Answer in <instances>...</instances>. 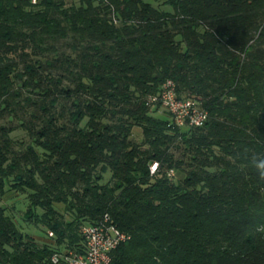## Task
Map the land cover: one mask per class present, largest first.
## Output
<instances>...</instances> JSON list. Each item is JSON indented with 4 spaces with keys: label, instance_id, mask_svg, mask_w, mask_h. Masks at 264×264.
Masks as SVG:
<instances>
[{
    "label": "trees",
    "instance_id": "trees-1",
    "mask_svg": "<svg viewBox=\"0 0 264 264\" xmlns=\"http://www.w3.org/2000/svg\"><path fill=\"white\" fill-rule=\"evenodd\" d=\"M166 80L201 103L204 126L151 114ZM257 155L264 0H0V195L26 193L25 218L55 234L38 244L0 203V264H53L104 215L130 236L111 264H264Z\"/></svg>",
    "mask_w": 264,
    "mask_h": 264
},
{
    "label": "built area",
    "instance_id": "built-area-1",
    "mask_svg": "<svg viewBox=\"0 0 264 264\" xmlns=\"http://www.w3.org/2000/svg\"><path fill=\"white\" fill-rule=\"evenodd\" d=\"M33 4L36 0H31ZM150 107H161L169 115L173 125L182 130L202 127L209 119L208 112L201 103L192 97L180 96L175 83L166 80L160 89L147 100ZM158 163L150 166L151 174L155 173ZM168 176L172 179L174 171ZM82 247H65L55 250L50 261L53 264H111V252L130 239V236L117 228L107 215L95 223L83 224L79 229ZM49 238L54 239L52 231H48Z\"/></svg>",
    "mask_w": 264,
    "mask_h": 264
},
{
    "label": "rangeland",
    "instance_id": "rangeland-1",
    "mask_svg": "<svg viewBox=\"0 0 264 264\" xmlns=\"http://www.w3.org/2000/svg\"><path fill=\"white\" fill-rule=\"evenodd\" d=\"M151 114L157 117L162 118H170L168 113L161 107H151ZM10 121V122H8ZM3 123L11 124L16 127V129L11 133V137L15 141V149L24 148L27 144L31 143L29 136L26 131L20 127H17L18 120L17 118L8 117L2 120ZM132 140L135 142H139L141 140V130L137 127H134L132 130ZM176 158H183V147L179 146L178 149L174 150ZM184 172L174 171V176L172 178L173 181H179L184 177ZM110 177L109 173L104 174L102 182H106ZM0 203L5 208L6 214L11 217L24 234H27L32 239H34L38 244H42L44 242H51L54 239L49 238L48 231L44 224L38 223L36 224L33 220H27L25 218V213L27 211V196L26 193L15 192L10 190L8 186L5 188V192L3 195H0ZM56 208L60 213L64 215L66 219H69L70 216L64 210L63 205H56ZM39 213H41L39 211ZM55 235V234H54ZM55 243L52 242V245ZM56 247V246H55Z\"/></svg>",
    "mask_w": 264,
    "mask_h": 264
},
{
    "label": "clouds",
    "instance_id": "clouds-1",
    "mask_svg": "<svg viewBox=\"0 0 264 264\" xmlns=\"http://www.w3.org/2000/svg\"><path fill=\"white\" fill-rule=\"evenodd\" d=\"M250 165L255 170L258 179L264 181V156L257 155L252 158Z\"/></svg>",
    "mask_w": 264,
    "mask_h": 264
}]
</instances>
